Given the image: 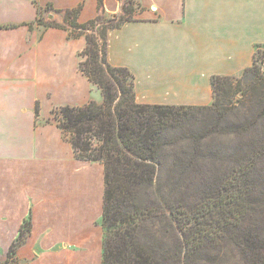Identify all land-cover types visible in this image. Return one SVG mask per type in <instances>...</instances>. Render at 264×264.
Segmentation results:
<instances>
[{"label":"crops","instance_id":"1","mask_svg":"<svg viewBox=\"0 0 264 264\" xmlns=\"http://www.w3.org/2000/svg\"><path fill=\"white\" fill-rule=\"evenodd\" d=\"M132 1L133 21L108 32V61L135 76L139 103L209 106L212 77L239 76L264 46V0ZM124 4L0 0V246L8 248L5 260L31 217L32 232L17 253L21 264H102L105 166L78 161L52 116L56 108L100 104L104 97L79 69L86 37L70 38L69 31L37 20L40 7L45 22L58 23L66 11L81 8L78 21L85 24L100 15L124 14ZM48 5L63 13L47 12Z\"/></svg>","mask_w":264,"mask_h":264},{"label":"trees","instance_id":"2","mask_svg":"<svg viewBox=\"0 0 264 264\" xmlns=\"http://www.w3.org/2000/svg\"><path fill=\"white\" fill-rule=\"evenodd\" d=\"M125 5L128 8L123 7L124 14H129V17H122L124 14L109 17L110 21L119 20V23L105 27L99 36L88 31H95L105 23V15L80 24L81 8L66 11L61 24L45 22L44 9L40 7L37 23L69 31L70 38L86 37L87 47L80 54L79 69L104 97L100 104L91 101L84 107L56 108L52 116L75 149L78 161L105 166L106 187L100 221L104 231L102 264H162L141 241L148 222L157 212L144 204L142 198L154 193L148 194V191L155 187L161 154L170 145V131L178 127L182 129L184 122L191 118L198 121L209 114H216L218 116L214 117L221 119L227 110L222 109L224 103L219 95H223L227 83L235 77H212V88L217 94L213 106L180 107L137 102L135 76L128 68L113 67L108 61V32L133 21L134 3L126 0ZM46 11L62 12L52 5H48ZM29 27L33 29L34 24ZM254 63L244 71L250 82L244 97L248 98L251 110L256 109V116H259L264 113V72ZM37 113H40L39 105ZM249 125L253 126L252 122ZM255 156H264V144L249 147L248 156L240 164L241 169L232 181H228L235 185L225 190L220 200L208 204L201 215L180 218L173 210L166 211L172 220L171 225L179 226L182 233L180 247L188 258L205 249H215L224 239H231L241 253L243 264H264V204L254 198L255 185L251 178L257 161ZM31 219L24 221L7 259H0V264H21L17 253L32 232ZM182 253L178 252V255Z\"/></svg>","mask_w":264,"mask_h":264},{"label":"rangeland","instance_id":"3","mask_svg":"<svg viewBox=\"0 0 264 264\" xmlns=\"http://www.w3.org/2000/svg\"><path fill=\"white\" fill-rule=\"evenodd\" d=\"M109 17L111 15L104 16L105 23L95 31H88L89 34L95 32L99 36L105 27L119 23V20L110 21ZM122 17L128 18L129 14ZM64 20L62 17V24ZM254 60L264 72V46L257 49ZM230 81L223 95H219L224 103L222 109L227 110L221 119L214 117L218 116L216 114L198 121L191 118L184 122L182 129L178 127L170 131V145L161 154L155 187L148 191V194L154 193L142 198L144 204L157 212L148 222L141 241L162 264H243L241 253L231 239H224L215 249H205L188 258L180 247L182 233L179 226L171 225L172 220L166 215V211L171 210L180 218L201 215L208 204L220 200L225 190L235 185L228 181H232L241 169L240 164L248 156L249 147L264 144V113L256 116L257 110H251L248 98L244 97L250 85L249 77H245L243 71ZM216 97L214 93V102L209 106L216 103ZM250 122L253 126L249 125ZM255 158L257 161L251 174L255 185L253 196L264 204V156ZM7 249L3 244L0 246L3 261ZM178 252L183 253L178 255Z\"/></svg>","mask_w":264,"mask_h":264}]
</instances>
